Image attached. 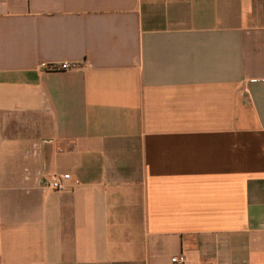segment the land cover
<instances>
[{
  "label": "crops",
  "instance_id": "0c3cea01",
  "mask_svg": "<svg viewBox=\"0 0 264 264\" xmlns=\"http://www.w3.org/2000/svg\"><path fill=\"white\" fill-rule=\"evenodd\" d=\"M180 255L264 264V0H0V264Z\"/></svg>",
  "mask_w": 264,
  "mask_h": 264
},
{
  "label": "built area",
  "instance_id": "2783aa9c",
  "mask_svg": "<svg viewBox=\"0 0 264 264\" xmlns=\"http://www.w3.org/2000/svg\"><path fill=\"white\" fill-rule=\"evenodd\" d=\"M72 65L67 63L50 66L49 70H68L72 68ZM69 179L68 175H49L43 181V186L53 191H63L67 189L65 181ZM172 264H186V258L183 255L171 258Z\"/></svg>",
  "mask_w": 264,
  "mask_h": 264
}]
</instances>
